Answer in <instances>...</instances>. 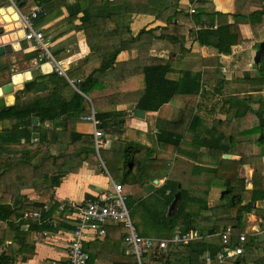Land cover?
I'll return each instance as SVG.
<instances>
[{
  "label": "trees",
  "instance_id": "obj_1",
  "mask_svg": "<svg viewBox=\"0 0 264 264\" xmlns=\"http://www.w3.org/2000/svg\"><path fill=\"white\" fill-rule=\"evenodd\" d=\"M32 1L40 5L44 12L35 19L39 23L46 22L45 20L51 14L52 18L48 21L59 17L61 7H64L67 15L63 17L60 23L70 24L68 30L73 29L75 32L83 31L84 34L92 35L93 41L90 42L95 43V46L91 47L94 50L93 57L98 60L99 65L97 66V62H95V67H93L90 73L81 77L80 81L76 83L81 93L72 89L69 97H65L63 91L69 83L64 77L51 71L47 74L41 73L36 76L29 87L18 90L15 93L13 104L0 108V120H8L10 122L9 127L0 131V222L7 221L10 226L16 229L22 224V221L19 223L10 221L9 218L12 215L19 221L24 211L30 209L39 210L42 212L40 223L31 227V229L41 231L52 230L56 215L59 216L61 213L75 211V209H65L56 212L55 210L59 203L57 204L55 201H52L51 205L46 206L49 201L53 200L54 187L59 185L64 169L67 167L65 162L68 159L65 157L64 152H62L63 150L56 155L49 153L46 156L48 160L52 161V168L49 167V170L48 167H43L39 164L31 166V169L28 170L34 172L32 181H29L26 172L22 175L23 180H19L15 185L6 183V186L3 185L1 189V181L3 174L11 167V164L17 167V163L13 161V157L17 153L12 147L22 143L33 144L36 142L42 144L48 142L49 135L47 130L49 128H46V122L51 123L52 126L54 121H58L64 129L67 126V122H75V120H80L81 116L88 115L91 104L86 96L91 98L90 93L93 89H98L100 93L104 92L107 95L116 93V90L117 92L128 93V96H124V98L130 97L131 94L129 93L134 92L138 94L134 107L145 112H156L172 99L189 102L190 99L199 97L200 100L197 103L182 110L173 107L172 109L168 108L167 112H164L161 109L160 117H157L154 123L156 129L154 133L155 141L161 146L168 147L169 150H181V144L185 140L186 133H190L191 139L189 145L193 148L194 152H198V154L205 153V155L212 159L217 157L219 161L230 163L226 167L217 166L218 162L214 163L215 166L213 167L205 168L198 166L200 169L198 172L200 173L205 171L212 176H216L217 174L219 179L223 178L227 188L221 192L218 198L220 203L217 205L207 207L209 190H204L200 196H193L192 199L188 197L186 201L182 200L177 212L171 218H168L166 215L167 206L170 204L177 186L176 184L170 186L166 182L163 188L166 189L168 187L171 190L166 208L162 212H157L159 217L153 224L147 221V216L151 212L146 211L143 215L142 223L150 224L153 230H158L159 233H156L158 237L169 236L177 224V215L185 214L186 216H190L187 209H189L190 204H197V207H202L200 211H206L207 217L213 218V227L207 232L214 234L219 231H225L227 227H231V235L226 242L221 243L223 247L235 248L239 246L242 250L236 258L225 259L221 264H264V238L260 239L259 231L255 229H252V231L245 230L246 215L252 213L260 219L259 225L261 230L264 231V175L254 169L252 188L247 189L246 179L244 176L239 175V170L244 165H248V162L245 160V155L240 156L237 155L239 152H235L236 148L242 147L240 146L241 143L245 144L242 147L245 148L246 143L250 141L248 137L255 135L256 138L252 143L255 152L253 154L257 157L259 156V159L264 157V36L261 40L255 41L251 47V52L253 50L256 56L254 57L251 69L245 71L242 78L238 80V82L245 83L247 86L243 89V95L239 96L223 95L221 91L224 89L226 81L220 79L218 85L213 88L215 99L209 100L211 95H208L203 84V69H197L189 65L184 67L185 63L180 62V56L178 57V64L174 60H170L169 57L164 59L163 62H155L153 60L154 57H150L151 59H147L143 63L142 69L139 67L135 72H128V64L123 66L124 63H120L118 66L115 61L117 55L122 50L129 48V44L137 42L139 36L144 33L149 37L154 36L155 38L164 39L170 45H176L180 53L193 54L196 50L193 46L195 43L197 48L209 47L215 50L217 56L228 57L232 54L233 47L240 45L246 39L240 31V24L251 25L253 30L255 27L257 32L264 34V7L261 6L264 5V0H236L237 8L240 3L244 12L235 10L231 13L215 11L209 7L208 0H191L193 7L196 4V8H193L194 11L192 13L189 11L185 13L184 11L177 10L179 6V1H177L169 13L164 12L168 10L166 7L158 8L156 18H159L162 13L168 14L164 19L166 27L157 26L149 30L142 28L134 36L131 34L129 25L122 23L130 13L126 0L125 3L124 0ZM147 1L155 2V0ZM25 2L26 0H17V3L22 4V6ZM156 2L159 5L173 3L169 0H156ZM7 3V0H0V7L7 5ZM245 4L247 7H243ZM254 7L260 8L251 10ZM79 13H82V15L79 16ZM179 17L184 21L181 25H177L174 22ZM77 19H79V23L74 24V21ZM109 23L113 26L111 29L106 27ZM185 23L189 25L193 23L194 25V29L191 30L193 40H191L190 45L186 42V34L189 30ZM190 27L192 28L191 25ZM103 32H105V35L100 37ZM157 32L159 33L157 34ZM97 39L99 44L97 43ZM96 45H98V50H95L97 48ZM101 51L103 52L100 54ZM57 52H60V49L54 52L53 55ZM40 53V49L34 48V50L24 54L23 58L25 60L35 58L40 65L47 62L46 58H39ZM217 56L213 59L218 60ZM208 60L203 58V63L206 64ZM182 61L184 62V60ZM12 64L0 61V87L11 81L13 73L10 71V66ZM117 67L118 69L123 67L117 76L118 79H114L109 85H104L99 80L100 74L105 73L104 76L109 77L108 74L116 71ZM111 70L113 71L110 72ZM239 90V88H236L237 92ZM41 93L44 94L41 95ZM93 107L96 110L94 112L95 119L99 121L98 128L102 130L121 125L122 119L125 117V111L116 109L113 105L99 107L94 104ZM175 109L178 112L180 111V114H177ZM184 112H187L186 115H184ZM248 112L255 115L256 123L250 128L243 129L237 124L236 128L233 129L230 123L238 121ZM35 113H38L39 136L33 139L31 118ZM166 113L171 115L167 117L165 116ZM208 121L209 124L207 126ZM53 127H55L54 124ZM50 131V136L52 137V129ZM70 135L69 142L67 143L77 144L82 141L83 143L81 144L91 146L88 147L90 149L89 152L93 151L92 146L94 143L91 135L80 134L75 131ZM131 148H134L138 154L145 149V164L148 162L151 165L153 150L150 147L139 145L138 149L132 143V145L128 144L125 146L124 152H128ZM24 153L23 157L26 159L30 154V150L26 149ZM224 154L240 156V159L228 160L222 158ZM59 158H62L63 162H59L57 165L56 161ZM127 160L124 166L132 168L135 166V170L126 173L124 180L127 183H140L147 176L144 172L143 163L135 158L133 154ZM20 166H25V168L27 166L30 167L29 163H25V165L21 164ZM39 170L41 172H38ZM127 171L129 170L127 169ZM44 179L50 182L49 188H45L43 184ZM25 187L33 188L40 196L47 197V200L26 201L25 197L20 195L22 188ZM45 189L51 190L52 196L49 194L50 192L46 194L48 191ZM181 192L182 195H187L186 190L181 189ZM244 196H248L247 199ZM93 197L94 195L86 198V200ZM45 208H47L46 211L44 210ZM51 218L52 220H50ZM215 220L216 223H214ZM142 223L140 226H135L138 233L143 236L152 235L147 225L142 226ZM75 224L76 221L74 228ZM120 224L124 237L126 230L122 223ZM189 226V224H183L182 229H188ZM241 234H244V240H240ZM4 240L5 235L3 231L0 234V245ZM69 245L70 243L67 246V260L60 264H68L69 262ZM81 245L83 253L87 256L86 264H89L91 261L90 254L87 248H85L83 241ZM221 247L220 244L209 239L192 242L184 246H171L165 249L164 252L154 248L151 254L146 253L144 263L173 264L174 259L187 260L192 258L199 260V264H204L200 257L206 252L215 255ZM160 257L162 258L160 259ZM13 261L14 258L11 254L6 252L0 254V264H12ZM115 264L137 263L131 255L125 261Z\"/></svg>",
  "mask_w": 264,
  "mask_h": 264
},
{
  "label": "crops",
  "instance_id": "obj_2",
  "mask_svg": "<svg viewBox=\"0 0 264 264\" xmlns=\"http://www.w3.org/2000/svg\"><path fill=\"white\" fill-rule=\"evenodd\" d=\"M28 1H30V7L28 11H23L22 9L24 8V6H26ZM169 1L173 3L159 5L156 0L155 2L147 1L146 3L142 0L139 5H128V9L130 12L129 17L126 18L125 21H123L122 23L129 25L131 34L134 36L142 28H144L145 30H149L157 26L166 27L164 19L168 14L166 15L165 13H162L159 18H156V13L159 7L168 8V10H165L164 12L169 13L170 10H172L175 6L174 3L176 4L177 1H179V6L177 10L184 11L185 13H187L189 11V7L193 5L191 0ZM14 2L16 6L19 7L20 11L25 13L29 12L31 8L37 5L36 3L34 5L31 4V2H33L32 0H26L23 6L22 4L18 6L19 3H17V0H15ZM208 2L212 9L222 13H231L237 8L236 0H208ZM7 6H9V8L11 9L15 8L9 2L7 3V5L2 6L0 8H8ZM245 6L247 7L246 4L243 7ZM239 7L243 9L240 3ZM65 15H67L66 9L64 7H61V14L59 15V17L48 21L50 18H52L51 14L49 15V18L45 20L46 22L39 23V21L34 20V27L35 29H38L43 33L46 42L49 43L48 49L51 55L54 57L55 61L60 65V67H63L65 69L66 77H62H64L66 81L70 83V85H72V82L73 89L76 90L78 93H81V91L77 88L76 83L80 81L81 77H84L88 73H90L93 67H95V62H97V66L99 65V62L93 57L94 50L91 47L95 46V43L90 42V34H84L83 31L75 32V30L73 29L68 30L70 24L60 23L63 20V17H65ZM81 15L82 13H79V16ZM10 22L4 25L6 33L2 37H5L7 35H17L18 37L15 40L11 41H18L20 48L11 54L0 57V61H2V59H4V62H7L9 60V63H13L14 67V62L17 57H20L22 55L23 58L24 54L34 50V43L24 39L22 27L18 21L15 23ZM174 22L177 25H181V23L184 21L179 17L178 19H175ZM78 23L79 19L74 21V24ZM185 24L186 26H188V30L190 31V25L188 23ZM242 25L244 24H240L239 26L240 31ZM158 33L159 32H157V34ZM104 35L105 32H103L100 37H103ZM243 37L249 38L245 37L244 35ZM96 46L97 48L95 50H98V45ZM176 47V45L168 44L167 41H165L164 39L155 38L154 36L149 37L147 34L144 33L139 36L137 42L129 44V48H127L126 50H122L117 55L115 61L117 62L118 66L120 63H124L123 66L128 64V72H135L137 69H139V67H141L142 69L143 63L147 59H151L150 57L156 56V58H153L155 62H163L164 60L161 58L165 57V55L169 52L172 53V49ZM200 48L208 49L209 47ZM59 49L60 52H57L55 55H53L54 52ZM102 52L103 51H101L100 54ZM25 61H27L28 63L27 66L30 67H26L24 69L29 70V72L31 69H34L36 67H39L43 74H47L53 71V63L51 64L49 61L44 62L40 65L36 63L37 61L35 58ZM47 64L50 66V68H44V66ZM122 68L118 69L117 67L116 71L114 72H112L113 70H111L110 72L112 73L108 74L109 77L104 76L105 73L100 74L99 80H101L104 85H109L111 81H113L114 79H118L117 76L121 72ZM26 72L28 71L21 70L20 72L16 73L25 74ZM16 73H13L11 75V78ZM30 79V75L28 78H23L21 85L19 86H22L25 82H28ZM31 84H29L28 87ZM15 93L13 95L2 94V97H4L5 100L9 99L10 97L11 102L9 103L13 104L15 100ZM129 94H131L130 97L124 98V96H128V93L117 92L116 90V93L107 95L104 94V92L100 93V90L98 89H93L90 93V100L87 96L86 98L90 101L91 104L90 113L92 109L94 112L96 111L93 107L94 104L99 107L113 105L116 109L125 111V117L122 119L123 125L103 130L104 135L101 138L102 144H100L98 147L93 144L97 151L104 148L101 147L103 143H108L109 140L107 138L104 139L105 135H107V137L112 136L113 145V140L124 141L126 145H132L133 143V145L137 146L138 149L140 145L150 147L153 150L151 165H149L148 162L147 164H145V149L142 150V152L140 151L139 154L136 150H133L132 153L133 156L139 159L140 162H142L144 165V172L147 175L144 178H152V182L154 183L153 190L148 194H145L143 192L141 182L139 183V187L141 188L144 197L147 199L153 198L152 207L145 206L147 207V210L152 213L148 214L147 221L153 224V222H155V220H157L159 217V214H157V212H162L167 206V200L170 197L169 194L171 193V190L168 187L166 189L163 188L166 182L170 186H173L174 184H176L177 186V190L172 195V200L177 192H180L181 195L180 202L178 203L176 209L169 211L170 204L167 206L166 215L168 218H171L177 212L182 200L186 201L188 197L192 199L193 196H200L203 194L204 190H209V194L207 196V207H211L212 204L210 201L213 194V189L211 190L210 187V173H207L205 171L201 173L198 172L200 170L198 166H203L205 168L213 167L215 166L214 164H212L214 160L207 155V157H205V155L203 154H198V152H194L193 148H191L188 143H184L185 140L181 144V150H169L168 147L161 145L156 146V148H154V146L152 145V141L155 140V120L157 119V117H160L161 109L164 112H167V109L171 106V101L168 104H165L163 107L160 108V110L156 112L144 111V118H138L133 115L134 109H137L136 107H134V105L136 103V100L138 99V94H135L134 92ZM172 108L173 107H171V109ZM84 116H81L80 120H75V122H67V126L64 129L62 128V125L58 123V121L53 122L55 127H53L52 124V154L56 155L63 150L62 152H64L65 157L68 160L65 162V165L67 167L64 169V173L60 178L59 185L54 187L53 200L49 201L46 206L51 205L52 201H55L57 204L69 201L79 207L81 204H83L86 198L91 197L93 195L95 196V194L101 191L111 189L113 183L121 184L123 186V191L127 195L128 199L129 196H131L130 186L135 185V183H127L124 178L121 180H118L119 177L114 178L109 172V170L105 168L106 163L101 162L102 165L99 164L96 160L94 154L95 152H89L90 149H88V147L91 146L81 144L83 143L82 141H80V143L78 142L77 144L67 143L69 142V138L71 136L70 134L74 133V131L80 134L91 135L94 143V124L91 121L85 120ZM165 116L168 117V114L166 113ZM146 117H148V119L150 120L152 129H150V127H147V122L145 120ZM0 122L3 127L2 130L5 129L4 126H7V124L10 125V122L8 120H0ZM110 129H121L122 133H108ZM148 130L151 133H147ZM62 137L65 138L63 141ZM187 144L189 147H187ZM200 156H202L201 159ZM201 161H203L204 163H201ZM59 162H63V160ZM190 165L192 166V168L190 169L191 175H189L188 171ZM195 167L198 168L195 169ZM128 170L129 171H127L126 173H129L130 171L133 172L135 170V166L133 168L128 167ZM201 175L205 177V181L203 182H201L199 179ZM181 189L186 190L187 195H182ZM48 193L51 195L52 191L50 190L46 192V194ZM20 195L24 196L26 201H33L39 199L47 200V197L40 196L36 190L30 187L22 188ZM138 202H142V199ZM200 208L202 207H197V204H190L189 209H187V212L190 213V216H186L185 214L177 215V224L174 226L171 231L172 233H170L169 236L158 237L156 233H159V231L153 230L152 235H147V237L156 240H170L177 236V240H171L168 242L165 248L167 249L168 247L172 246L171 243L178 242L180 240L185 241V236L187 234H191V238L187 239L186 242L183 243V245H188L192 242L197 241H204L205 239L203 238L206 236L213 242L220 244L222 247L215 255H211L210 253L206 252L203 255V263H223L224 261L220 262L217 259V256L221 255V253L224 252V247L222 244L223 242L220 238V233H222L223 231H219L218 233L214 234L211 233L212 235L209 234L207 231H209L213 227V218L209 216L207 217L206 211H200ZM77 215L78 212L76 210L71 213H61L59 214V216L56 215L55 224L52 225V230L45 231L31 229V227H33L34 225H39L41 217L36 220H31L23 218L22 216L20 217L19 221H17V219L12 215L11 218H9L10 221L15 223H19L22 221V224L18 226V228L14 229L7 223V221L0 222V234L4 231L5 235V240L0 245V254L2 252L11 254L14 258L12 264H60L61 262H65L67 260V246L72 236L74 223L77 219ZM50 220H52V218ZM47 221H49V219H47ZM183 224H189L190 226L188 229L183 230ZM105 226V234L102 236L97 235L96 233L90 230H86L84 232L83 244L85 248H87V251L89 252L91 257V261L89 262V264H115L118 262H123L131 256L127 246L123 241V229L121 224L117 222H108ZM194 234H196V236H194ZM164 250L159 251L164 252ZM151 253L152 251L150 252V254ZM161 258L162 257H160V259Z\"/></svg>",
  "mask_w": 264,
  "mask_h": 264
},
{
  "label": "rangeland",
  "instance_id": "obj_3",
  "mask_svg": "<svg viewBox=\"0 0 264 264\" xmlns=\"http://www.w3.org/2000/svg\"><path fill=\"white\" fill-rule=\"evenodd\" d=\"M112 1V0H111ZM128 2V5H139L141 3L142 0H126ZM145 3L147 2L146 0ZM125 3V0H124ZM264 3V1H263ZM31 4H35L34 2H31ZM196 6V4H195ZM193 7V5L191 6L192 8H196ZM262 7H264V5H261ZM30 7V1L27 2L26 6H24V8L22 9L23 11H28ZM210 7V4H209ZM260 7H254L251 10L254 9H258ZM235 10H241V8H236ZM128 12V11H127ZM25 13V12H24ZM129 17V14L127 16V18ZM190 25L192 26V30L194 29V25L193 23H190ZM107 28H112L113 26L111 25V23L106 25ZM190 31L186 34V42L190 45L191 44V40H193V35H192V31ZM255 31V32H254ZM241 32L242 35H244L245 37H249L246 38L244 40L243 43H241L240 45H237L236 47H233L232 49V54L229 57H219L217 56L216 52L214 49H206V48H200V47H196L195 43L193 44V46L195 47V52H193V54L187 55L185 53H180V51L178 50L179 48L176 47L174 49H172V53L169 52L168 54L165 55V57L161 58V59H166L167 57L170 58V60H174L175 62H177L178 64V57L180 56V62L181 63H185L183 66L186 67L187 65L191 66V67H195L197 69H203L204 75H203V84L204 87L206 89V91L208 92V95H211L209 97V100H214L215 99V94L213 93V88L215 86L218 85V81L220 79H224L226 81L225 87L224 89L221 91L223 95H243V89L246 88V84L245 83H240L238 82V80H240L242 78V75L245 71L251 69L253 61H254V57L256 56L255 53L251 52V47L254 44L255 41L257 40H261V38L264 36V34L262 32H257L256 28L254 27V30L251 28V25H242L241 27ZM90 41L92 40V35H90ZM98 43V41H97ZM99 44V43H98ZM205 54H204V52ZM257 52V51H256ZM215 53V54H212ZM218 57V60H215L213 58ZM154 58H156V56H154ZM158 58V57H157ZM203 58L205 60L209 59L208 62L205 64L203 63ZM184 60V62L182 61ZM2 61L4 62V59H2ZM37 61V60H36ZM49 61V59H48ZM186 61V62H185ZM5 63H9V60ZM11 63V62H10ZM37 63V62H36ZM14 67L13 64L10 66V71L12 73H16L19 72L21 70H23L24 68H29L30 66H27L28 63L27 61H25L22 58V55L20 57H17L15 62H14ZM38 65V64H37ZM24 71H28L29 70H24ZM71 73V72H70ZM237 82V83H236ZM3 86V85H2ZM1 86V87H2ZM0 87V88H1ZM236 88H239L240 90L237 92ZM73 89V86L70 85V83L68 84V86L65 87L63 93L65 97H69V95L71 94ZM44 93H41V95ZM88 99L90 100V98L88 97ZM199 97H194V99H190L189 102H187L186 100H178V99H172L171 103H170V109L171 107H177L179 109H184L185 107H189L192 104H195L199 101ZM192 102V103H191ZM207 105L208 102L206 101ZM175 111L177 112V114H180V111L178 112L177 109H175ZM185 111V110H184ZM171 113V112H170ZM187 113V112H186ZM186 113L184 112V115H186ZM168 115H171L168 113ZM144 118V117H143ZM146 122H147V127L150 129H152L150 120L148 119V117L145 118ZM155 120V119H153ZM256 123V118L255 115L253 113L248 112L244 117L240 118L238 121H232L230 124H232L233 129L236 128L237 124H239L241 126V128H250L251 126H253ZM209 124V121L207 122V126ZM46 128L48 129L47 133L49 135V140L48 142L39 144L34 142L33 144H20L17 145L15 147H12L13 150L16 151L17 155H15L13 157V161L15 163H17V167H15L13 164H11L8 170L5 171V173L3 174L2 177V181H1V189L2 186L5 185L6 183L10 184V185H15L19 180H23L22 175L26 172V175L29 177V181H32L34 176V172L28 169H31V166L33 165H41L43 167H49L52 168V161L48 160V158H46V156L51 153L52 154V137L50 136V129H52L51 123L46 122L45 123ZM121 125H123V123H121ZM5 128L9 127V124H7V126H4ZM2 125L0 122V131H2ZM147 133H151L149 130L147 131ZM64 137V136H63ZM62 137V141L65 139ZM107 138L109 141L108 143H103V145L101 147H104L102 149H100L99 151H97L93 145V151L95 152V157L96 160L98 161L99 164L102 165V163H106L105 168L107 170H109V172L111 173V175L114 178H118V180H121L124 178V176L126 175L125 173L127 172L128 167L124 166L125 162H127L129 158L132 157V153L134 148H131L128 152H124L125 149V142L124 141H114L112 144V136L107 137V135L104 136V139ZM256 136L252 135L249 136L248 139H250V141H248L246 143V147L242 148L243 145L242 144L238 149L236 148L235 152H239L237 153V155H245V160L248 162V170L246 171V168H244V166L242 167V169L239 170V175L240 176H244L245 179H247V177L251 176V179L253 177L254 174V169L256 171H258L260 174L264 175V157L259 159V156H255L253 153L254 152V147L252 145L253 141L255 140ZM191 139V134L190 133H186L185 135V141L184 143H188ZM61 141V143H62ZM187 144V147H189ZM152 145L154 146V148H156V146H159V144L153 140L152 141ZM237 146V144H235ZM186 146V145H184ZM234 147V145H233ZM26 149L30 150V154L27 156V158L25 159L23 157V155L25 154L24 151ZM233 152V151H232ZM203 155H205V153H202ZM240 156H236V155H231L230 159H240ZM205 157H207L205 155ZM202 158V156H200V159ZM222 158L223 155H222ZM214 161L212 162V164L217 163V166H221V167H226L228 166L230 163H224L222 161H219L217 157L213 158ZM228 159V158H226ZM63 160L62 158H59L56 161V164L58 165L59 161ZM229 160V159H228ZM102 162V163H101ZM25 163H29L30 167L27 166L25 168L21 167V164ZM201 163H204L203 161H201ZM250 164H252V166H250ZM23 166V165H22ZM21 167V168H19ZM192 166H189V175H191V169ZM197 168V167H195ZM27 170V171H26ZM38 172H41V170H39ZM252 172V174H251ZM107 174V173H106ZM196 177V176H195ZM207 177V176H206ZM200 181L203 182L205 181V177L203 175L200 176ZM210 180L212 182V184L210 185L211 190L213 189V194L211 197V204L212 205H217L218 203H220V201L218 200L221 192L223 190H225L227 188V186L225 185V180H223V178H218L217 174L216 176H212L210 175ZM246 182V181H245ZM43 184L45 186V188H49L50 187V182L46 179L43 180ZM133 184V183H130ZM250 183L247 185L246 183V188L250 189ZM9 189V187H8ZM130 192H131V196H129L128 201L126 200V206L127 209L129 211L130 217L133 221L134 226H140V224L143 222V215L147 210V207H152L153 204V198H145L144 194L141 190V188L139 187V183H135V185H131L130 186ZM46 191H50L49 189H45ZM248 196H244L245 199H247ZM142 199V202H138L139 200ZM144 204V205H143ZM264 205V204H263ZM262 205V206H263ZM147 206V207H145ZM56 217V216H55ZM197 218V217H196ZM246 229L247 231H252V229H255L256 231H259V237L260 239L264 238V231L261 230L260 228V219H258L254 214L250 213L246 215ZM216 223V220L215 222ZM147 225L149 232H152L153 227H151L150 224H143L142 226ZM203 239L205 240H209L208 237H204ZM186 241L184 240H180L178 242H174L171 243L172 246L176 247V246H184L183 243H185ZM202 258V260H204V256L200 257ZM200 261L197 259H192L189 258L187 260L182 259V260H176L174 259L173 264H199Z\"/></svg>",
  "mask_w": 264,
  "mask_h": 264
},
{
  "label": "built area",
  "instance_id": "obj_4",
  "mask_svg": "<svg viewBox=\"0 0 264 264\" xmlns=\"http://www.w3.org/2000/svg\"><path fill=\"white\" fill-rule=\"evenodd\" d=\"M12 4L19 16L21 27L24 30V39L34 43L35 47L41 49L39 58L49 59V62L53 63V71L59 76H65V69L55 61L54 57L50 54L48 46L49 43L44 39L43 33L35 29L34 20L44 13L42 7L39 5L31 8L29 12H21L15 4V0H7ZM190 13L194 10L190 8ZM73 85V83L71 82ZM85 120L91 121L94 124L93 138L94 145L98 147L102 144L103 130L98 128L99 121L95 119L94 111L84 116ZM127 195L123 191L121 184L113 183L112 188L109 190L101 191L91 199H87L79 207L74 203L64 202L58 205L56 212L62 210L75 209L78 211L76 225L72 232L69 245V262L68 264H86V255L83 253L81 244L84 237V232L90 230L97 235L105 234V225L108 222H120L124 226L126 232L123 237V241L127 246L130 254L135 258L137 264H145L144 259L146 253H150L154 248L158 250H164L171 240H177L175 236L173 239H161L156 240L147 236L140 235L137 232L136 227L133 225L129 211L126 206ZM45 211L47 208L44 209ZM42 212L39 210H26L23 212V218L36 220L41 217ZM231 227H227L225 231L220 233L222 242H226L231 235ZM196 236V234H194ZM193 237V236H192ZM185 241L191 238V234L185 236ZM244 234L240 235V240H244ZM242 250L240 247H224V252L217 256L218 261L223 262L225 259L230 260L233 257H237Z\"/></svg>",
  "mask_w": 264,
  "mask_h": 264
},
{
  "label": "water",
  "instance_id": "obj_5",
  "mask_svg": "<svg viewBox=\"0 0 264 264\" xmlns=\"http://www.w3.org/2000/svg\"><path fill=\"white\" fill-rule=\"evenodd\" d=\"M9 7V6H7ZM13 9V8H12ZM14 10V9H13ZM17 15V19L16 20H13L12 22H19V16H18V13L16 11H14ZM10 22V23H12ZM6 23H9V22H6V20L3 18V17H0V57L4 56V55H8V54H11L15 51H17V49L20 48L19 46V42L18 41H15V43H13L14 41H11L8 36H7V39H4L2 36L5 35L6 33V30H5V27L4 25ZM21 25V23H20ZM22 32H23V37H24V30L22 29ZM15 44L18 46V48L15 46ZM42 73L41 69L39 67H36L34 69H31L30 72H29V75H30V80L28 82H25L22 86H15L14 83H13V80L11 78V82L9 83H6L4 84L0 90H1V95H0V108H3L5 106H8V105H11L10 103H7L5 98L2 97V94L3 95H8V94H14L16 91L20 90V89H23V88H27L29 84H31L33 81H34V78L37 76V75H40ZM133 115L135 117H144V111L141 110V109H134L133 111ZM6 121V120H5ZM31 130H32V137L33 139L37 138L39 136V124H38V113H35L32 118H31ZM118 132L119 134L122 133V130L121 129H115V130H109L108 133H116ZM224 158H228L230 159L231 158V155L230 154H224L223 155ZM244 168H246V171L248 170L249 166L248 165H244ZM252 174V172H251ZM153 179L152 178H143L141 180V185H142V189H143V192L145 194H148L150 193L153 188H154V183L152 182ZM246 183L247 185L250 183V187L252 188V179H251V176L250 177H247L246 179ZM180 198H181V195H180V192H177L175 195H174V198L173 200L171 201L170 203V207H169V211L171 210H174L176 209L178 203L180 202Z\"/></svg>",
  "mask_w": 264,
  "mask_h": 264
},
{
  "label": "bare ground",
  "instance_id": "obj_6",
  "mask_svg": "<svg viewBox=\"0 0 264 264\" xmlns=\"http://www.w3.org/2000/svg\"><path fill=\"white\" fill-rule=\"evenodd\" d=\"M0 17H3L6 20V22H10L12 20H16L17 19V15L14 12V10H12L9 7L8 8H0ZM21 35H22V33H21ZM7 36H5L3 38L7 39ZM17 37H18L17 35L8 36V38L10 40H15ZM13 43H15V41ZM15 46L18 48V46L16 44H15ZM45 67L50 68V66L48 64L45 65L44 68ZM28 77H29V73L28 72H26L25 74L16 73L12 77L13 83L16 86H19V85H21V82H22L23 78H28ZM0 95H1V90H0ZM6 101H7V103L11 102V98L9 97V99H7Z\"/></svg>",
  "mask_w": 264,
  "mask_h": 264
},
{
  "label": "clouds",
  "instance_id": "obj_7",
  "mask_svg": "<svg viewBox=\"0 0 264 264\" xmlns=\"http://www.w3.org/2000/svg\"><path fill=\"white\" fill-rule=\"evenodd\" d=\"M20 4H18V6H19ZM40 6V5H39ZM190 8H192L191 6L189 7V10H190ZM14 9V11H16L17 12V10H16V8H13ZM18 9H19V7H18ZM20 10V9H19ZM190 12V11H189ZM18 13V12H17ZM19 19V18H18ZM45 39V38H44ZM34 46V48H37V47H35V45H33ZM49 47V46H48ZM39 49V48H38ZM41 50V49H40ZM50 52V51H49ZM51 54V53H50ZM48 61V60H47ZM36 139V138H35ZM128 198V197H127Z\"/></svg>",
  "mask_w": 264,
  "mask_h": 264
}]
</instances>
